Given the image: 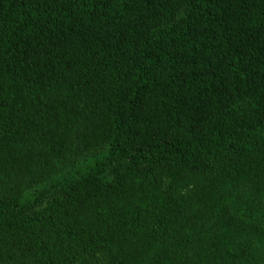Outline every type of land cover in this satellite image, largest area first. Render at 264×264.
<instances>
[{
  "label": "trees",
  "instance_id": "16d2710c",
  "mask_svg": "<svg viewBox=\"0 0 264 264\" xmlns=\"http://www.w3.org/2000/svg\"><path fill=\"white\" fill-rule=\"evenodd\" d=\"M0 264H264V0H0Z\"/></svg>",
  "mask_w": 264,
  "mask_h": 264
}]
</instances>
